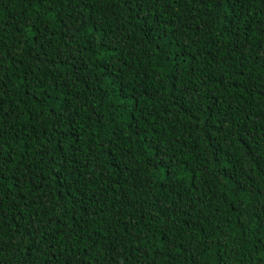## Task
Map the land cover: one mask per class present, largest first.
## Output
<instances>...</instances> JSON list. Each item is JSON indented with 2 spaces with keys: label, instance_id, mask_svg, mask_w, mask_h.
Here are the masks:
<instances>
[{
  "label": "trees",
  "instance_id": "obj_1",
  "mask_svg": "<svg viewBox=\"0 0 264 264\" xmlns=\"http://www.w3.org/2000/svg\"><path fill=\"white\" fill-rule=\"evenodd\" d=\"M0 264H264V0H0Z\"/></svg>",
  "mask_w": 264,
  "mask_h": 264
}]
</instances>
